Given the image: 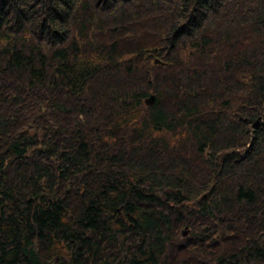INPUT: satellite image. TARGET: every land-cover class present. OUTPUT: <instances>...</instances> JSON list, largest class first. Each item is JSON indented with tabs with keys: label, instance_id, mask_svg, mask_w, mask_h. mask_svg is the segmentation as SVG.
<instances>
[{
	"label": "trees",
	"instance_id": "trees-1",
	"mask_svg": "<svg viewBox=\"0 0 264 264\" xmlns=\"http://www.w3.org/2000/svg\"><path fill=\"white\" fill-rule=\"evenodd\" d=\"M21 261L264 264V0H0Z\"/></svg>",
	"mask_w": 264,
	"mask_h": 264
},
{
	"label": "water",
	"instance_id": "water-1",
	"mask_svg": "<svg viewBox=\"0 0 264 264\" xmlns=\"http://www.w3.org/2000/svg\"><path fill=\"white\" fill-rule=\"evenodd\" d=\"M143 50L140 51L141 54H143ZM155 61H159L157 58H155ZM155 100V95L153 93L149 94L146 98H145V102L148 104H152ZM187 231H183V233L185 234ZM12 264H25L24 261L21 262H16V263H12Z\"/></svg>",
	"mask_w": 264,
	"mask_h": 264
},
{
	"label": "rangeland",
	"instance_id": "rangeland-1",
	"mask_svg": "<svg viewBox=\"0 0 264 264\" xmlns=\"http://www.w3.org/2000/svg\"><path fill=\"white\" fill-rule=\"evenodd\" d=\"M184 230L187 231V232L185 233V234H187V233H188V227L182 226L181 229H180V232H181L182 234H184V233H183ZM57 261H58V260H57Z\"/></svg>",
	"mask_w": 264,
	"mask_h": 264
}]
</instances>
